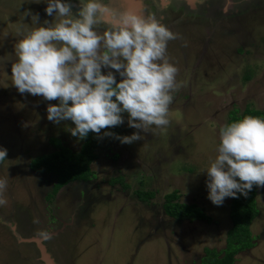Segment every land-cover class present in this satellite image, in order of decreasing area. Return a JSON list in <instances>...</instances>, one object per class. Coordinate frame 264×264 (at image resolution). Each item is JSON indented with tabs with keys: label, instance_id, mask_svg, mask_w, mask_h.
I'll use <instances>...</instances> for the list:
<instances>
[{
	"label": "rangeland",
	"instance_id": "1",
	"mask_svg": "<svg viewBox=\"0 0 264 264\" xmlns=\"http://www.w3.org/2000/svg\"><path fill=\"white\" fill-rule=\"evenodd\" d=\"M74 5L79 0H66ZM107 2V0H106ZM114 7L154 15L178 38L167 45V58L178 68L169 106L170 123L144 133L124 123L102 129L93 178L70 183L53 196L55 176L31 169L30 162L55 150L52 139L78 152L82 141L71 135L72 121L55 123L47 108L59 101L21 94L11 81L17 37L8 23L20 12L51 23L46 0H0V264H45L36 239L53 264H200L204 249L220 256L231 226L229 204L208 198L207 173L216 156L219 129L231 111L264 110V0H111ZM31 23V17L25 18ZM103 29H101L102 31ZM117 81L121 79L114 69ZM141 132L123 144L117 136ZM105 132L114 135H105ZM195 204L211 219L178 221L165 215L164 196ZM137 192H152L140 200ZM259 215L250 230L254 245L237 253L234 264H264V187L256 195ZM42 246V244H41Z\"/></svg>",
	"mask_w": 264,
	"mask_h": 264
},
{
	"label": "clouds",
	"instance_id": "2",
	"mask_svg": "<svg viewBox=\"0 0 264 264\" xmlns=\"http://www.w3.org/2000/svg\"><path fill=\"white\" fill-rule=\"evenodd\" d=\"M31 0H17V8ZM39 3L40 0H35ZM45 12L54 15L46 26L30 9L16 22L5 17L18 39L11 63L12 84L21 93L59 101L47 108L49 121H72L71 135L86 138L124 123L150 132L169 123V106L179 90L178 68L167 58V45L178 38L154 15H141L114 7L111 0H46ZM31 17V23L25 18ZM101 29H103L101 31ZM114 69L121 79L117 81ZM112 136L113 133L105 132ZM123 144L143 138L141 132L117 136ZM216 156L206 171L208 198L220 206L225 198L248 195L253 186L264 187V118L246 115L219 129ZM7 149L0 148V162ZM7 180L0 179V196ZM6 201L0 198V205Z\"/></svg>",
	"mask_w": 264,
	"mask_h": 264
},
{
	"label": "trees",
	"instance_id": "3",
	"mask_svg": "<svg viewBox=\"0 0 264 264\" xmlns=\"http://www.w3.org/2000/svg\"><path fill=\"white\" fill-rule=\"evenodd\" d=\"M231 111L225 124L239 120L246 115L264 118V110L245 107L241 114ZM73 123V122H72ZM73 126L75 127L74 123ZM80 140L82 144L78 152L64 147L58 140L52 139L55 150L47 155L38 156L30 162L32 170L55 176L52 195L55 196L61 188L74 182H88L93 178L91 164L98 158L97 148L100 138L96 133L89 132L86 138ZM259 187L253 186L245 197L237 193L239 198H231L229 204V218L231 226L226 232L225 246L220 256L214 249L205 248L200 264H234V257L240 251L251 248L253 236L250 226L259 215L256 195ZM152 192H137L140 200L152 198ZM176 191L164 196L163 211L165 215L178 221H206L210 222L202 208L195 204L178 202Z\"/></svg>",
	"mask_w": 264,
	"mask_h": 264
},
{
	"label": "water",
	"instance_id": "4",
	"mask_svg": "<svg viewBox=\"0 0 264 264\" xmlns=\"http://www.w3.org/2000/svg\"><path fill=\"white\" fill-rule=\"evenodd\" d=\"M43 240V238H38L36 239V243L39 245V247L41 248L40 250V257L41 260L45 263V264H53L52 260L49 258L48 254L45 252V249L41 246V241Z\"/></svg>",
	"mask_w": 264,
	"mask_h": 264
},
{
	"label": "crops",
	"instance_id": "5",
	"mask_svg": "<svg viewBox=\"0 0 264 264\" xmlns=\"http://www.w3.org/2000/svg\"><path fill=\"white\" fill-rule=\"evenodd\" d=\"M45 238H46V237H45ZM45 238H43V240H42L40 243L42 244V247L45 249V252L49 255V253H48L47 250H46V246H44V244H43V241H44Z\"/></svg>",
	"mask_w": 264,
	"mask_h": 264
}]
</instances>
